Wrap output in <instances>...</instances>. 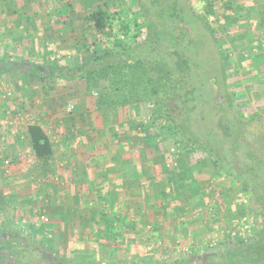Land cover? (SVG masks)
<instances>
[{
  "label": "trees",
  "instance_id": "obj_1",
  "mask_svg": "<svg viewBox=\"0 0 264 264\" xmlns=\"http://www.w3.org/2000/svg\"><path fill=\"white\" fill-rule=\"evenodd\" d=\"M141 1L144 2L140 3V0H135L134 4L126 7L116 5L115 2L107 7L105 4L98 5L86 15L75 18L69 17L66 13L67 11L76 12L78 10L76 3L56 5L52 11L60 19V23L54 26L66 29L69 23H72L73 28L81 24L82 27L79 28L82 38L85 40L93 37L90 43L84 40L82 43L86 51H92L93 58L72 61V63L47 58L38 65L37 61L23 57L14 58L10 53L0 51V76L4 72L20 70L38 76L45 85L47 84L46 79L55 81L57 84H63L67 79L83 80L89 93L96 92L99 98L101 97L95 105L99 111H102L100 112L101 117L106 121L110 140L118 143V156L116 152L109 156V161L116 167L106 171L104 176H97L94 180L88 179L85 172L81 170L72 174V177L77 184L83 186L86 184L87 194L94 195L96 192V201L89 199L84 206L94 215L96 214L95 217L98 215L96 219L94 215L92 216L90 226L101 227L103 233L107 234L105 240L108 243L120 246L118 242L126 234L128 224L124 216L119 214L117 217L115 212L112 210L109 212L105 208L106 205L113 208L114 200L110 193L116 190L113 182L112 184L110 182L112 188L105 191L101 190L102 186H97L96 182L99 181V184H104L107 180L109 182L110 176L107 175L116 173L121 181V189L126 194H129L130 184L138 182L139 207L141 200L155 207L157 202L161 204L164 201L163 198L170 197L173 192L174 186L168 185L164 191L159 185L154 184L156 181L153 178L148 179V176L152 174L151 168L145 174L147 182L142 183L143 188H141L138 161L146 156L147 153L144 150L137 149L127 159L119 157L123 151L122 140L129 141L135 136L137 140L139 139L138 144L144 141V137L154 141L156 135L155 133L154 136L152 135L151 130L153 129V132L162 131L163 136L170 137L176 150L180 151L189 147V154L200 153L211 162L216 172L239 183L243 192L250 196L255 206L258 229L255 238L251 241H241L233 247L205 250L202 253L195 252L170 262H158L151 257L141 258V263L264 264V130L257 134H251L248 130L249 124L253 121H257L264 129V108L256 109L250 115H246L241 110L243 105H237L232 99L227 90L228 74L221 42L217 38V32H227L240 22L242 18L240 16L245 15L252 6L260 3L258 0H251L250 4L245 7L237 3V0H204L201 14L192 7L190 0ZM217 1L220 2L218 6L215 4ZM27 2L28 0H0V13L4 14L3 4H9L12 12L6 14V23L11 21L17 26V22L22 20L25 25L24 36L30 34L32 38L38 39V29L42 30L51 23L48 21L42 23L38 18V0H30V11H23L22 3L26 6ZM152 2H154L153 6ZM261 7L264 11V0ZM31 9L36 11H31ZM211 16L215 20L216 27L208 20ZM3 25L1 22L0 28L4 29ZM200 34H203L202 38L205 37L204 41L208 39V42L210 40L214 42L220 56L219 72L216 76L207 77L208 88L203 90L192 79V59L188 55L191 49L194 50L193 43L196 36ZM261 37L264 42V36L261 35ZM260 42L258 41L257 46L263 49L264 44ZM51 53H54L53 50L48 49L45 55ZM256 64L258 63H254V68L259 70ZM262 64L264 66V61ZM263 68L260 69L263 70ZM221 74L223 78L219 77ZM203 96L205 99L202 98ZM196 97L202 98L204 109H208L207 113L203 112ZM146 103L154 110L153 118L132 121L128 127L129 133L122 136L123 133L116 131L115 122L113 120L108 122L114 110L119 108L131 110ZM26 134L30 139L34 157L44 168L43 175L58 173L57 168L61 169V166L55 159V144L50 140L45 129L37 123L28 124ZM252 139L254 140L251 141ZM54 163L57 165L55 166L56 172ZM166 177L173 185L174 177L169 175ZM191 181L195 180L184 181L181 190L187 188L188 182ZM155 187L157 190L154 189ZM199 196L195 198L198 200L195 203L196 208L203 205V197ZM181 203L185 202L181 201ZM181 207L182 205L173 207L177 216L182 215ZM181 223L186 225L187 221L182 220ZM155 224L157 225V223L151 224L152 228ZM1 228L0 264H7L10 260L11 264H33L34 261H38V264H52V256L45 255V250L39 248L40 245H38V250L30 244L24 247L20 241L16 242L12 237L2 235L4 229ZM20 245L28 253L34 252L38 256L37 259L34 258L30 262L25 258L24 253L20 254L23 251L14 252V247ZM53 256H58V254L53 253ZM57 258L55 260L58 261L55 264H84V261L78 258L70 259L61 255ZM95 264L98 262L95 261Z\"/></svg>",
  "mask_w": 264,
  "mask_h": 264
},
{
  "label": "rangeland",
  "instance_id": "obj_2",
  "mask_svg": "<svg viewBox=\"0 0 264 264\" xmlns=\"http://www.w3.org/2000/svg\"><path fill=\"white\" fill-rule=\"evenodd\" d=\"M79 1L81 2L78 3ZM134 1L38 0V18L42 23L48 21L51 24L42 30L38 29V39L26 37L28 40L24 39L25 41L22 42L19 41L24 37V33L22 32L25 26L24 22L22 20L18 21L16 27L10 22L6 23V14L11 13L12 8L9 4H3L4 14L0 13V23L3 22L4 29L3 27L0 28V51L10 53L14 57H23L24 59L37 61L38 65L47 58L50 60L55 58L65 62L68 61L69 63L92 59L94 55L92 51H86L82 46L84 38H82L79 28L82 25L78 23L80 25L73 28L72 23L67 22L69 24H67L68 27L66 29L57 28L54 25L60 23V19L53 13V7L58 4L62 6L68 2L76 3L78 10L76 12L67 11L66 13L69 17L75 18L86 15L88 11L97 8L98 5L105 4L107 7L115 2L116 5L120 4L122 7L124 5L126 7L134 4ZM190 1L192 7L202 14L204 0ZM258 1L260 4L252 6L249 12H245V15L240 16L242 18L237 25L231 27L225 33L221 31L217 32V38L221 42V50L227 68V90L237 105H243L241 110L246 115H250L256 109L264 108V66L262 64L264 61V48L261 49V46H257L258 41L264 44L263 40H261V35L264 36V11L261 7L263 0ZM142 2L144 1L140 0V3ZM236 2L247 7L251 0H237ZM27 3L26 6L22 3L21 7L23 11H30V0ZM219 3L217 1L215 4L218 6ZM152 4L154 5V2ZM144 5L148 6L147 4ZM31 11L36 10L31 9ZM208 20L213 26H217L212 16ZM7 28H10V32H7ZM202 35L196 36L193 43L194 50L191 49L188 54L192 59V79L196 82V85L198 84L199 88H202L201 90L208 88L207 77L216 76L220 66V56L214 42L211 40L208 42V39L204 41L205 37L203 36L204 38H202ZM92 39L93 37L91 36L84 41L90 43ZM204 45L206 46L204 47ZM48 49L53 50L54 53L45 55ZM254 63H258L256 65L259 70L254 68ZM260 68H263V70ZM221 76L222 74L219 77L223 78ZM32 80H37V78H31L27 83H32ZM45 81L47 82L46 86L48 85L47 89L40 91L38 88V109H42V112L44 109V116L50 114L51 118L63 121L60 125L53 124L54 126H50L52 127L51 131L53 130L54 137L57 139L56 145L58 148L60 147L61 151L66 152L67 157L60 158L63 159L65 165L73 163L75 166L79 164L89 166L92 178H95L96 174L100 175V172L96 171L97 167H100V170H102L101 176L106 175V171L110 167H116L109 161V156L113 152H116L118 156V143L110 140L106 121L101 117L100 112L102 111H99L95 105L96 102L100 101L101 97L99 98L96 92L89 93L83 80L67 79L63 84H57L55 81L47 79ZM15 82L17 83V81ZM12 83L14 81H9L8 79L0 80V84H2L0 85V109L6 107V110L10 111L7 113L8 117L11 119L15 117L21 119L28 113L21 110H18V112L10 110L12 106L9 105V101L13 99L20 100L19 94L13 95L14 90L11 89ZM222 83L224 82L222 81ZM39 85L40 79L38 78ZM105 91L108 90L105 89ZM202 98L196 97V100L202 106L203 112L205 113L206 111L207 113L208 109H204ZM2 112L0 111V116ZM153 113V108L147 103L140 104L131 110L119 108L114 110L113 116H109L108 122L110 123L113 120L115 122L114 125H116V131L121 134L123 133V136L125 133H129L128 127L132 121L139 119L151 120ZM77 117L80 123L74 124L71 128L69 124L71 123L70 119L75 118L77 120ZM248 130L251 134H257L264 129L260 127L257 121H253L249 124ZM0 131H2L1 128ZM8 131L11 134L4 136L5 140L8 141L3 142L0 139V153L6 149V146L10 151H14L13 148L15 151L16 148H21L20 142L11 137L13 129L11 128ZM151 133L152 135L154 133L156 135L154 141L144 137V141L138 144L137 141L139 139L137 140L135 136L129 141L122 140L123 151L119 154V157L127 159L137 149L144 150L147 153L146 156L138 161L139 174L142 181L141 188H143L142 183L147 182L145 181L147 177L145 174L151 168L152 174L150 177L148 176V179L153 178L156 181L154 184L159 185L161 190L165 191L168 185L174 186L170 197L166 196L167 198H163L164 201L161 204L157 202L155 207L141 200V206L139 207L138 198L140 190L138 182L135 181L130 184L132 188L129 190L132 193L129 194V197L125 201L118 198L117 194V198H114L116 199L115 203L118 202V204H113L112 209L107 205L105 207L109 212L110 210L113 212L119 210L118 213L123 216L125 215V219H127V230L132 228L131 231L128 230L129 232L126 230V234L120 238V242H118L120 246L108 243L105 240V235L107 234L103 233L101 227L96 225L90 226L92 220L86 219L87 223H85L84 218L81 220L82 225L80 228L74 227L75 222H78L77 218V220L70 223V226H66V230L63 228L64 225H61L58 230L61 234L54 236L55 232H52L51 237L46 235L48 237L46 241L49 246L53 245L54 249H56L52 252L49 250H45L44 252L45 255L52 256V264L57 263L58 260L55 259H58L59 255L69 257L70 259L78 258L79 260H83L84 264H95V261L98 264H142L141 258L149 259L150 257L158 262H170L187 254L191 255L195 252L202 253L205 250L233 247L241 241H251L255 238L256 230L258 229V216L255 215V206L250 196L243 192L239 183L232 181L230 177L222 173L216 172L211 162L201 156L200 153L189 154V147H185L180 151L176 150L172 139L163 136L162 131L156 133L152 129ZM1 136H3V133H0ZM2 143L6 144V146H1ZM23 158L24 160L20 164L16 163L15 165V162H11L10 164H13V166L10 168H23L31 159L26 156ZM5 168L7 171H10L9 166ZM74 172L76 173V170ZM74 172H69V168H65L59 174H62L63 181H68L69 185H72L74 188H72V196L75 195V197L77 196L83 200L82 195L86 189L84 186L74 182L73 178L70 179V173L73 174ZM11 173L13 174L14 172H4L2 171V166H0V211L1 203H3L4 195L7 191L12 189L13 193L19 191L25 194L29 191H25L21 187L20 182L9 185L10 180H18ZM110 175L108 174L107 176ZM166 175L174 177L173 185L168 182L169 179ZM16 176L21 178L18 173H16ZM188 179H194L195 181L188 182V187L181 190V186H184V181H188ZM6 180L7 182L4 183ZM106 184L105 181L104 184L98 183L97 186H104ZM16 187H19V189ZM115 188L118 189L117 187ZM70 189L59 188L58 191L60 193H57L65 199V195ZM52 194L54 196L55 188L49 187V190H45L44 196H51ZM95 194L96 192L94 195H87V199L96 201ZM13 195L16 197L20 196L15 193ZM70 195L68 194L67 196ZM197 195L203 197V205L199 208L195 207V203L198 201L195 200ZM46 199L50 200V197H46ZM181 201L185 203H181ZM47 204L51 206L52 203L48 202ZM84 204H81L83 208ZM48 205L46 206L48 207ZM179 205H182V215L177 216L173 211V207ZM43 208L45 207L43 206ZM15 210L13 213H10L13 217L19 216V212H17L19 209ZM44 210L49 215L48 209ZM53 212L55 214L61 211L60 209L57 210V207H54ZM88 212L89 214L91 213L89 210ZM243 218L246 219L244 220ZM182 220L187 221L186 225L181 223ZM153 223H157V225L155 224L152 228L151 224ZM42 226V229H45L46 225ZM98 235L101 237L99 236L98 238ZM213 239H217L218 244L211 247L209 243ZM13 251H18V253L23 251L20 254L24 253L26 255L25 258L30 262H32V259H37L38 257L34 252L28 253L21 246H16ZM53 253L58 254V256H53ZM7 264H11V260ZM33 264H38V261H34Z\"/></svg>",
  "mask_w": 264,
  "mask_h": 264
},
{
  "label": "crops",
  "instance_id": "obj_3",
  "mask_svg": "<svg viewBox=\"0 0 264 264\" xmlns=\"http://www.w3.org/2000/svg\"><path fill=\"white\" fill-rule=\"evenodd\" d=\"M10 23L13 24L11 21ZM7 32H10V28L7 30ZM26 37L29 38L31 36L30 34L28 36L26 35L19 42L25 41L24 39L28 40V38ZM31 78H37V80H32V83L30 84L27 83L29 82L28 80H30ZM7 79L9 81H14V83H12V86H11V89L14 90L13 95L16 96V94H19L20 96V100L13 99L9 101V105L12 106V109L10 110H14V112L15 111L18 112V110H21L28 114H25L24 118H21V119H17L16 117L11 119L7 115V113H9L10 111L6 110V107H3V109H0L1 112L3 110L2 115L0 116V128L2 129L0 133L1 134L3 133V136H1L0 139H2L3 142H7L8 140L6 141L4 136L7 134H11L9 133L8 130L9 129L11 130L12 128L13 134L11 135V137L15 138V140L17 142H20V145H21L20 146L21 148L19 147L16 148V151L14 148H13L14 151H10L7 148L6 144L4 145L2 143L1 146L3 145L6 146V149H4L0 153V161H3V163H0V166H2V171L4 172L10 173V171L11 172L13 171L14 173L13 174L11 173V174L14 175V177L18 179L17 181L10 180L9 185L14 184L15 182H20L21 187L25 191H28V190L29 191L27 192V194L23 192L15 191L14 192L15 194L20 195L17 197L13 195L14 193L12 189H10L9 191L5 193L3 203H1V211H0V216H1L0 217V230L2 229L1 227H3L4 229L2 231L3 233L1 234L7 237L9 236L12 237V239L16 242L20 241L21 243L24 244V247L30 244V246H33L34 248L37 247L36 250H38V245H40L39 248H42L43 250L55 251L56 249H54L53 245L49 246L48 242L46 241L48 238L47 237L48 235L51 237L52 232H55L53 234L54 236L57 234H61L60 232H58L60 226L64 225L63 228H65L66 230V226L68 225L70 226V223L77 220V218H78V222H75L74 227L80 228V226L82 225V221H81L82 219L85 218V223H87L86 221L91 220L92 216L94 215L92 212L89 214L85 206L84 208L81 206L82 203L84 204L86 203L87 200H89L87 199V195H91V194L90 193L87 194L85 192L82 195L83 200L79 199V197L77 196L75 197V195L72 196L73 194L72 185H69L70 183L68 181L66 182L63 181L62 174L60 175L59 172L60 171L62 172V170H65V168L66 169L69 168V172L71 171L74 172L75 170L76 172H78L81 170L85 172L87 178L90 180L96 179V177L99 176V174H96L95 178H92V175L90 174L89 166H85L84 164H79L75 166V164L73 165V163L71 164L67 163L68 165H65V163L63 162V159H61L64 156L67 157L66 152L61 151L60 147L58 148V146L56 145L57 139L54 137V134L52 132L53 130L51 131L52 127L50 126H52L53 124L60 125L61 123H63V121H59L58 119L51 118L50 114H47L44 116L43 115L44 109H43V112H42V109H38V88L40 89V91L46 90L47 89L46 87L48 85L46 86L45 84H43L42 81H40V85L38 86V76H35V75L33 76L25 72H22L20 70L4 72L0 76V80H7ZM15 81H17V83ZM40 104L39 106H41ZM70 122L71 123L69 124L71 125V128H72L74 124L76 123L78 124L79 122L78 117H77V120H75V118L70 119ZM32 123L40 124L45 129L46 133L49 135L50 140L55 144V159L57 160L58 165L61 166V169L57 168V171H58L57 173L55 169L56 168L55 166L57 165L54 163V169L56 172V174L54 175H52V173L43 175L44 168L40 164L38 159L35 158L32 153L30 139L26 134V126ZM24 156L30 157L31 159L26 165H24L23 168H19V169L10 168L11 166H13V164H10L11 162H15V165L16 163L20 164L21 161L24 160L23 158ZM7 166H9L10 171H7V169L5 168ZM112 168H115V167H110L109 170H111ZM96 171H99L101 175L102 170H100V167H97ZM87 172L89 173L87 174ZM16 173H18L21 178H18V176H16ZM73 174H75V172ZM117 176L118 174L116 173L111 174L110 181L108 182L107 180L106 185L104 186L99 185V187L102 186L101 190L109 189L110 182L111 184L113 182L114 186L116 185L115 187H117L119 190L118 189L114 190L113 191L114 193L112 191L110 192L112 194L114 204H118V202L115 203L116 199L114 198V197L117 198V194H118V198H120L121 200L124 199L125 201L129 197V194L132 193L131 190H128L129 194H126L121 189V186H120L121 181ZM71 178H73L72 173H70V179ZM6 182L7 180L4 181V183ZM96 183L98 184L99 181ZM85 185L86 184H84V188L86 189ZM49 187L55 188L54 196L53 194L51 195L52 197L49 195H45L46 197H50V200L46 199V197L44 196L45 190L46 189L49 190ZM16 188L19 189V187H16ZM59 188H71L70 191L67 192L65 195L66 200L63 199L64 198L63 196L61 197L59 196V193H60L58 191ZM129 188L131 189L132 185ZM68 194H71V195L67 196ZM122 195H125L124 198ZM48 202L52 203L51 206L47 204ZM46 205H48V207ZM43 206L45 208H43ZM54 207H57V210L60 209L61 212H57L54 214L53 212ZM15 209H19L17 211L19 212V216L13 217L10 213H13L14 211H16ZM44 209H48L49 215L45 212ZM118 211L119 210L114 211L117 214V217L119 216ZM95 215H94V219H96ZM42 217H46L47 220L46 221L43 220ZM49 221L51 224L49 223ZM42 225H46L45 229H42L43 227ZM128 230L131 231L132 228ZM128 230L127 232H129Z\"/></svg>",
  "mask_w": 264,
  "mask_h": 264
},
{
  "label": "built area",
  "instance_id": "obj_4",
  "mask_svg": "<svg viewBox=\"0 0 264 264\" xmlns=\"http://www.w3.org/2000/svg\"><path fill=\"white\" fill-rule=\"evenodd\" d=\"M42 219L45 220V221L47 220L46 217H42ZM243 219L245 220L246 218H243ZM217 244H218L217 239H213V240L210 241L209 246L214 247Z\"/></svg>",
  "mask_w": 264,
  "mask_h": 264
}]
</instances>
